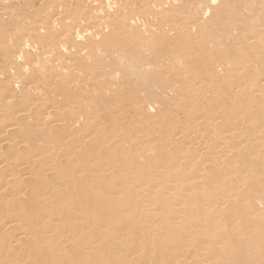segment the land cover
Segmentation results:
<instances>
[{"label": "bare ground", "instance_id": "1", "mask_svg": "<svg viewBox=\"0 0 264 264\" xmlns=\"http://www.w3.org/2000/svg\"><path fill=\"white\" fill-rule=\"evenodd\" d=\"M80 1L86 7H90V14L86 17H83L84 9L79 11L71 9L70 0H48L50 5H45L43 9L41 8L40 11L33 14L34 24H31V28L30 24L21 23L20 25L25 28L22 31L28 33L25 37H20L14 46V54L10 55L8 61L10 66L17 65L16 67L20 70L19 75H23L21 68L27 66V64L20 65L16 61L18 55L21 57V54L31 56L29 65L31 70L34 69V72L39 66L42 68L44 63L49 64L51 62L52 64L51 57L50 62H47L48 58L45 61V57L40 62L35 57L37 55L33 56L29 52V49L32 51L35 49V54L38 53L36 50L43 52V54L44 52L50 53L48 46L51 47L52 51V45L54 49H57L53 65L54 67L59 66L46 68V73L51 82L47 77L42 80L44 82L39 81L40 72L39 74H33L35 80L33 79L31 84L26 83V85H23L22 89L24 91L27 93L35 92L36 95L31 102H27L20 110H16V106L13 109L7 107L8 104L15 102L14 97L17 93H14V90L16 91L14 85L8 88L11 91V94L7 95L8 99L5 98L4 104L0 103V116L3 115L2 113L8 114L9 109V116L8 118L3 116L7 120L5 123L3 121V127L0 128V148L8 147L12 145V142L18 145L16 152L10 154L11 160L7 156H3L4 160L1 159L2 161H0L1 197L5 201H14L17 204L16 209H18L26 200L28 191L31 188V185L26 184L31 176H45L49 171H56L59 168L57 160L68 152L71 155L67 157V161L75 167L80 154L79 150L72 148V146L80 147L87 143L84 140L90 139L86 132L81 131L87 123L92 122V125L100 130L104 128L101 124L104 121L100 113L99 115L98 113L93 114L92 119L83 114H76L73 116V121L65 126L61 135L48 140H39L37 146H30V142L25 141L24 133L19 132L22 129L20 121L29 118L32 110L37 113L40 121L39 124H35L33 127H38L37 131L41 134L54 133L56 130L54 127L63 122L62 114L64 111L62 108H60L62 109L61 112L55 116L52 107L56 106L52 101L48 99L51 105L48 101H46L47 103L39 101L43 96L53 95L55 97L54 93H58L59 90L62 91L60 95H71V85L65 84L63 87H58L54 84L60 76L59 71H57L58 67L65 68L67 75L74 77L76 68H82L90 73L91 71L87 70L88 68H112L117 61L128 62L133 57L135 59V69L132 75H137L142 72H149L151 68H154V64L150 59L159 53L161 60L167 66L173 68H202L197 73L200 78L215 79L216 82H219L221 73L226 70L230 76L229 83H232L231 85L224 83L220 89L218 85H216V88L212 85L200 86V84L201 91L210 90L214 96H218L215 99L220 107L207 108L200 105L197 108H188L187 114L189 115L190 125L187 130L184 131L183 128H179L181 132L176 131L168 135L162 134L161 139L164 145L158 146L156 141L155 145L159 148L153 144V146L150 147L149 145L148 148H145L141 155H138L139 152L137 151L136 156L138 158H146L150 157L148 155H152L157 148L159 150L163 149L168 144H177L179 150L183 149L178 154H169L167 149L166 151L161 150L157 155L163 160H170V168L166 172L170 174L172 180L179 179V181H167L165 178L160 180L159 177H153L151 184L149 182L146 186L133 184L132 190L139 202L140 209L148 211L150 218H144L141 225H138L139 227L129 229L128 235L135 231H138L137 234L140 235L141 230H146L155 238V234L163 231L166 222L163 223L164 219L157 216V206L151 204L148 198L150 195H157L159 189L176 190L180 187L181 181H185V185H183L184 192L173 201L177 204L174 209V217L178 220L177 222H181L188 216H195V223L198 228L185 229V234L192 236L196 232L204 233L200 241L203 250L195 253L191 243L183 241L176 250L178 264L188 259H193L200 264H220V260L214 252L209 251L210 254L208 255L206 247L212 246L211 239L213 235L208 232L220 234L222 231L223 212L220 209H215L211 211L207 218H202L197 216V209L229 203L245 190L243 189L245 186L256 188V190L253 195H242L239 198L240 204L246 213V220L249 217L262 216V219L258 220L254 226L262 230L261 237L264 238V190L261 187L264 186V0H140L141 4L144 5L143 7L135 6L138 3L137 0ZM183 3L187 6L185 16H182L176 10L177 6ZM18 13L20 12L18 11ZM18 13H15L14 9L0 10V17L6 16L14 20L19 16ZM248 15H252L256 19V22L251 26L245 22V17ZM180 19H183V21L180 22ZM56 24L62 25L59 31L54 30ZM42 37L49 41L48 45L46 44L47 47L32 40V38L41 39ZM242 37H244L242 51L237 48L227 50L230 38H233L234 44H236ZM195 55H200L202 59L196 58ZM22 57L24 58L22 59ZM22 57L21 59L24 61L25 56ZM228 57H232V59L229 61ZM38 58L40 59L39 56ZM21 61L19 62L22 64ZM108 63L109 65H107ZM26 66L24 69L27 70L28 66ZM30 66L28 71L31 72ZM26 70H24L25 73ZM180 71L183 74V70ZM13 74L16 75V73ZM92 76L88 75L87 80L93 82L99 94L117 98L123 93L124 88L122 86L112 85L113 92L108 95L103 89L105 86L101 85V82L105 79L99 76L103 80H98L97 76ZM166 76L168 77L167 74ZM6 78L8 79L7 76ZM118 80L119 78L113 81ZM233 82L234 85H232ZM23 83L25 84V82ZM16 87L18 86L16 85ZM169 87V85L166 86V89ZM75 102L76 99L70 101L69 109L74 106ZM192 112L195 114L192 115ZM9 117H11L10 121ZM200 117L208 119V123L203 125L199 120ZM166 121L170 127L175 129V122ZM7 136H13L14 138L9 140ZM183 139L194 143L179 144ZM69 144L70 149L68 150ZM92 150L97 154L101 153L96 147ZM110 155L112 158H116L118 151H114ZM7 158L9 159L8 162H6ZM40 160L44 163L42 168L39 167ZM11 161L16 162L15 166L9 163ZM225 163L230 164V166L222 167ZM181 168L188 171L189 176L187 179H182ZM210 169L213 170L215 175L213 180L218 183L211 182L208 184L207 171ZM77 171H75V174L80 175ZM106 172V169H102L92 174L96 180L94 184L98 185V181L104 178ZM161 175L164 174L161 173ZM161 175L159 174L160 177ZM10 182H18L19 185L11 187ZM35 187L40 193H48L55 198L53 202L51 200L41 201L43 207L51 208L54 205L65 203V200L51 186L36 183ZM93 188H96V186ZM117 188L121 189L122 184H118ZM162 203L166 204L164 201ZM79 217L84 218L86 216L80 212ZM236 217L241 218L240 216ZM236 217L232 220V225L233 229L239 232L240 226L236 222ZM26 223L44 225V220H35L26 214L23 215L21 220L3 221L0 224V233L3 235L0 237V242L9 247V252L21 247L27 240V236L24 235L26 233ZM46 230L48 233L42 237L41 242L48 244L51 240H54L55 246L53 249L61 254H64L65 245L70 244L75 237H80L83 234L79 230L70 229L67 223L58 221L50 222ZM125 234L126 229L120 231L119 239ZM13 236H16V238L13 239ZM124 242H131V244H128L131 246V254L127 259L129 264H135L134 259L131 258L135 252L154 255L159 250L153 245L145 244L144 239L140 237L132 240L125 237ZM121 244H123L122 241ZM91 246L92 244L89 242L80 244V248L83 250ZM217 247L223 249L222 244H218ZM4 256L7 257L8 254ZM26 259L29 262L31 261L29 255L24 256V260ZM8 263L17 264L13 259H9ZM172 263L171 261L156 260L153 264Z\"/></svg>", "mask_w": 264, "mask_h": 264}, {"label": "rangeland", "instance_id": "2", "mask_svg": "<svg viewBox=\"0 0 264 264\" xmlns=\"http://www.w3.org/2000/svg\"><path fill=\"white\" fill-rule=\"evenodd\" d=\"M137 1L136 7L144 6L140 0ZM70 2L72 10L79 11L84 9L85 13L83 17L90 14V7H86L80 0H70ZM45 5H50L48 0H0V10L14 9L15 13L20 12L18 13V17H20H17L18 19L11 20L6 16L0 17V96L2 95L0 103L4 104L7 95L11 94V91L8 90L10 86L14 85L16 88L14 93H17L14 97L15 102L13 101L8 106L5 105L9 109H13L16 106L15 109L20 110L27 102L33 100L32 98L36 93H27L22 89L26 83H32L31 81L34 79L33 74L41 72L39 81L44 82L42 81L44 78L47 77L49 79L46 68H56L59 66L54 67L53 65V60L56 57L55 52H57V49H54L53 45L52 51L51 47L48 46L50 53L44 52L45 55L38 50H36L38 53L35 54V49L33 51L29 49V52L33 56L37 55L35 57L40 62L44 57L45 61L47 58V62L52 61V64L51 62L49 64L44 63L42 68L39 66L37 69L40 71L35 69L34 72L33 68V71L31 70V66L29 65L31 63V56L28 54H21V57L25 56V62L22 60L24 57L21 59L20 55H18L19 57L16 61L20 65L27 64L28 67L30 66L31 72L28 71L29 68L25 65L27 70L26 68L24 69L25 66L22 68L27 72L25 73L21 68L23 75H19L20 70L16 67L17 65L10 66L8 62L19 38L25 37L26 33H28L22 31L25 28L20 26L21 23L30 24L31 28L34 24L33 14L40 11L41 8L43 9ZM176 10L182 16L187 14V6L184 3L177 6ZM29 11L32 12L30 13ZM179 21L182 22L183 19ZM245 22L251 26L256 22V19L254 16L248 15L245 17ZM61 28V24H56L54 30L59 31ZM32 40L45 47H47L49 42L44 37L41 39L32 38ZM79 40L81 39L79 38ZM243 40L244 37L234 44L233 38H230L227 50L237 48L242 51ZM195 57L200 60L202 59L200 55H195ZM37 59L35 60L38 61ZM228 59L230 61L232 57H228ZM150 61L154 64V68H151L149 72H142L137 75H132L135 69V59L133 57L128 62L117 61L116 65L112 66V68H88L87 70L91 71L90 73L82 68H76L74 77L67 75V72L64 70L65 68H57L60 76L54 84L58 87H63L65 84L71 85V95H60L62 91L59 90L58 93H54L55 97L52 95V98V96L47 95L48 98L47 96H43L44 98L41 97L39 101L45 103H47L46 101L48 103L52 101L56 106L52 107L55 116L63 109V122L54 127L56 129L54 133L41 134L37 131L38 127H33V125L39 124L40 121L37 113L32 110L29 118L22 122L20 121V127L23 131L20 129L19 132L24 133L25 141L30 142V146H37L39 145V140H48L61 135L65 126L73 121V116L76 114H83L92 119L93 114L98 113L99 115L100 113L104 121L101 124L104 128L100 130L98 127H94L92 122L87 123L81 131L86 132L90 139L84 140L87 143L80 147L72 146V148L79 150L80 154L75 167L71 166L67 161V157L71 155L68 152L57 160L59 168L56 171H49L45 176H31L26 182V184L31 185V188L28 191L26 200L18 209H16L17 204L14 201H5L1 197L0 192V212L2 214L0 224L3 221L21 220L23 215L26 214L35 220H44V225L38 223L25 224L26 233L24 235L27 236V240L21 247H17L15 250L9 252V247L0 242V264H9V259L15 260L17 264H129L127 263V259H129L128 256L131 254V246L128 244H131V242H124L125 237H128L129 240L140 237L144 239L145 244L153 245L159 249L154 255L135 252L133 257H131L134 259L135 264H153L156 260L171 261L173 262L172 264H178L176 250L183 241L190 242L195 253L203 250L200 241L204 233L196 232L192 236L185 234V229L198 228L195 223V216H188L181 222H177L178 220L174 217V209L177 204L173 203V201L184 192L183 185H185V181H181L180 187L176 190L159 189L157 195L149 196L148 201L157 206V216L164 219L163 223L166 222L165 229L155 234V238L151 236L152 234L147 233L146 230H141L142 233L140 235L137 234L138 231L128 235L129 229L139 227L144 218H150L148 211L140 209L132 187L134 185L146 186L149 182L151 184L153 177H159L160 180L165 178L167 181H179V179L172 180L170 174L166 172L170 168V160H163L157 155L161 150L166 151L167 149L169 154H178L183 149L179 150L177 144H168L167 146L165 145V148L159 150L158 146L164 145L161 138L165 134L168 135L180 131L179 128H183L184 131L187 130V127L190 125L189 115L187 114L188 108H197L200 105L207 108L220 107L218 101L215 99L218 96H214L210 90L206 92L201 91L200 86L208 84L217 88L216 85H218L220 89L224 83L231 85L232 82L229 83L230 76L226 70L221 73L219 82H216L215 79H206L205 77H201V79L197 73L202 68H173L165 65L159 53L154 55ZM181 69L183 70V74L180 71ZM13 73H16L17 76ZM178 73L180 74L178 75ZM88 75L90 77L92 75L97 76L98 80H103L102 78H104L105 80L101 82V85L105 86L103 89L108 95L113 92L114 88L112 85H120L124 88V91L117 98L99 94L93 82L87 80ZM42 76L43 78H41ZM182 77L186 79H182ZM118 78V81H113ZM197 78L199 79L198 81ZM49 81L51 82V79ZM168 85L172 86V88L166 89ZM232 85H234V82ZM53 87L55 88L54 85ZM166 90L169 91L167 92ZM72 99H76V102L69 109ZM49 105H51V102ZM57 107H59L58 110H56ZM9 109L8 114L2 113L3 115L0 116V128L3 127V121L5 123L7 120L3 116L6 118L9 116ZM10 119L11 117H9V121ZM166 120L175 122V129H173L174 127H170ZM199 120H201L203 125L208 123V119L206 118L202 119L200 117ZM157 136L160 137L161 141ZM7 138L10 140L14 137L7 136ZM156 141L158 142V146L155 145ZM187 142L194 143L193 141H184L183 139L179 144L186 145ZM70 144L68 150L70 149ZM153 144L158 148L156 151L154 150L152 155H148L150 157L138 158L136 156V153L138 154L139 152L138 155H141V152L145 148H148L149 145L151 147ZM17 146L16 143L12 142V145L8 147H3L4 149L0 148V161L4 160L3 156H7L10 159V154L16 152ZM95 147L101 153L97 154L93 152L92 149ZM114 151H118L116 158H112L110 155ZM8 158L7 161L5 160L6 162L9 161ZM9 163L12 166L16 164V162L12 161ZM43 166L44 163L40 160L39 167L42 168ZM223 166L229 167L230 164L225 163ZM102 169L107 170L104 178L98 181V185L94 184L96 180L92 174ZM76 170H78L77 172L80 175L75 174ZM161 173L164 175H161ZM188 176V171L181 168L182 179H187ZM207 176L208 184L211 182L218 183L213 180L215 179L213 170H208ZM36 183L51 186L65 200V203L54 205L51 208L43 207L41 201L51 200L53 202L55 198L51 194L40 193L35 187ZM118 184H122L121 189L117 188ZM18 185V182H10L11 187ZM94 186L96 188H93ZM261 187L264 190V186ZM246 188L245 186L243 188L245 190L229 203L197 209V216L202 218H207L211 211L215 209H220L223 212L222 231L220 234L209 231L208 233L213 235L211 239L212 246L206 247L208 255L210 254L209 251L214 252L215 256L219 258L220 264H264V238L261 237L262 230L254 226L258 220L262 219V216L249 217L246 220V213L243 211L239 201L242 195H253V192L256 190V188ZM162 201L166 202V204H163ZM17 210L18 212H16ZM80 212L84 213L86 217H79ZM236 216H240L241 218H237ZM235 217L236 222L240 226L239 232L233 229L232 220ZM52 221L65 222L70 229L79 230L83 233L82 236L75 237L70 244L64 246V254L55 252L56 249H53L55 246L54 240H51L48 244L41 242L42 237L48 233L46 230L47 225ZM124 229H126V234L119 239V232ZM2 236L0 233V237ZM12 238L15 239L16 236ZM121 241L123 244H121ZM85 242L91 243L92 246L83 250L80 248V244ZM218 244H222L223 249H218ZM5 254H8V256H4ZM25 255L30 256V262L28 259L24 260ZM179 264L200 263L195 262L193 259H188L181 261Z\"/></svg>", "mask_w": 264, "mask_h": 264}]
</instances>
